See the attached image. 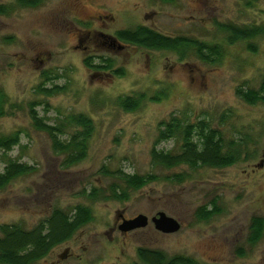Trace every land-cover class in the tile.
Instances as JSON below:
<instances>
[{
  "label": "rangeland",
  "instance_id": "374dc122",
  "mask_svg": "<svg viewBox=\"0 0 264 264\" xmlns=\"http://www.w3.org/2000/svg\"><path fill=\"white\" fill-rule=\"evenodd\" d=\"M2 6L10 11L0 14V90L8 99L0 138L19 134L20 143L0 151V173L10 161L33 171L0 190V230L31 231L54 211L74 215L83 207L91 221L35 264H143L139 249L201 264H264V231L250 242L254 220H264V101L250 105L237 94L261 90L264 0H46L25 9L16 0H0ZM231 25L260 34L234 43L225 29ZM138 26L218 45L223 57L210 64L191 49L179 56L116 40L118 31ZM54 88L59 91L51 97L42 92ZM139 96L145 99L135 111L118 105ZM33 108L53 126L77 115L92 121L81 162L65 165L66 155L33 127ZM173 120L209 124L228 147L235 146L238 162L221 169L153 165L154 148L180 152V137L157 142L160 125ZM77 130L64 126L61 140ZM125 175L154 181L126 190ZM114 189H124L128 198L115 199ZM159 213L181 229L157 231L151 220ZM139 215L148 218L147 227L119 230L123 220Z\"/></svg>",
  "mask_w": 264,
  "mask_h": 264
},
{
  "label": "trees",
  "instance_id": "16d2710c",
  "mask_svg": "<svg viewBox=\"0 0 264 264\" xmlns=\"http://www.w3.org/2000/svg\"><path fill=\"white\" fill-rule=\"evenodd\" d=\"M46 0H16L19 8H38ZM10 11L9 7H0V14H6ZM229 37L234 43L240 40H247L260 34L259 29L250 27L239 28L234 25L225 27ZM116 40L125 44L132 45L154 51H169L183 56L187 50L195 51L198 59L203 62L214 64L223 57V49L218 45L201 44L187 37H170L161 34L146 26H138L130 30H122L116 33ZM232 41V40H231ZM112 49L116 46L114 43L108 44ZM251 50L253 47L250 46ZM86 65L92 67L86 60ZM111 65L104 67L97 66L96 69H110ZM119 70L116 75H122ZM58 88L52 90L42 89V92L51 97ZM264 79L260 91L238 90L237 94L244 102L254 105L259 101H264ZM161 96H156L153 101ZM145 96L137 98H122L118 105L125 111L132 112L140 107ZM8 102L7 96L0 90V118L5 115V106ZM30 117L33 127L38 132L46 133L52 141V146L57 154H65L67 159L66 166L81 162L87 154L88 140L93 131L92 121L85 115L71 116L64 125H49L35 109H31ZM64 126H76L77 130L67 142L61 140L64 134ZM180 137L182 144L180 152L172 154L169 152L158 151L154 148L151 152L153 165L166 169L188 166L192 169L199 167L208 168H227L238 162L240 155L234 152L235 146L228 147L219 132L213 129L205 122H199L197 125L185 124L184 126L177 120L160 125L158 143L171 140L174 137ZM20 143L19 134L0 138V151L9 153ZM33 171L30 166L10 161L4 172L0 173V190L4 189L16 178L26 175ZM123 180L126 190H140L154 181L152 176L125 175ZM182 181V176L177 177ZM114 198L125 200L128 198L127 192L123 190L112 191ZM213 212L204 214L209 218ZM91 221V212L87 208L78 207L74 215H68L63 211H54L47 221L43 222L37 228L26 231L19 226H4L0 232V264H35L44 259L56 246L69 241L73 235L84 225ZM264 231V220L255 219L252 224L251 243L259 241ZM139 259L143 264H201L193 258L186 256H174L168 258L161 251H152L139 249Z\"/></svg>",
  "mask_w": 264,
  "mask_h": 264
},
{
  "label": "water",
  "instance_id": "95a60500",
  "mask_svg": "<svg viewBox=\"0 0 264 264\" xmlns=\"http://www.w3.org/2000/svg\"><path fill=\"white\" fill-rule=\"evenodd\" d=\"M151 222L155 229L163 234H175L180 229V224L173 218L168 217L164 213H159L158 216L154 217ZM149 220L146 216L139 215L132 220H123V224L119 227V230L126 234L138 229L147 227Z\"/></svg>",
  "mask_w": 264,
  "mask_h": 264
},
{
  "label": "flooded vegetation",
  "instance_id": "af4514ba",
  "mask_svg": "<svg viewBox=\"0 0 264 264\" xmlns=\"http://www.w3.org/2000/svg\"><path fill=\"white\" fill-rule=\"evenodd\" d=\"M123 219V218H122Z\"/></svg>",
  "mask_w": 264,
  "mask_h": 264
}]
</instances>
